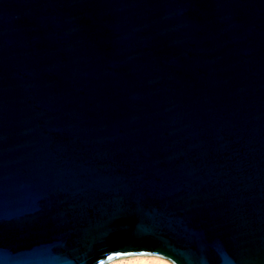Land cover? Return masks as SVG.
I'll return each instance as SVG.
<instances>
[{
	"label": "water",
	"instance_id": "obj_1",
	"mask_svg": "<svg viewBox=\"0 0 264 264\" xmlns=\"http://www.w3.org/2000/svg\"><path fill=\"white\" fill-rule=\"evenodd\" d=\"M264 264V0H0V264Z\"/></svg>",
	"mask_w": 264,
	"mask_h": 264
},
{
	"label": "bare ground",
	"instance_id": "obj_2",
	"mask_svg": "<svg viewBox=\"0 0 264 264\" xmlns=\"http://www.w3.org/2000/svg\"><path fill=\"white\" fill-rule=\"evenodd\" d=\"M106 264H175L165 256L157 254H134L110 259Z\"/></svg>",
	"mask_w": 264,
	"mask_h": 264
}]
</instances>
